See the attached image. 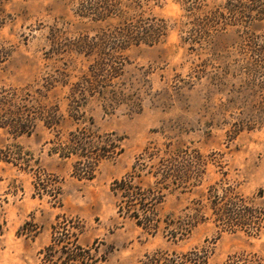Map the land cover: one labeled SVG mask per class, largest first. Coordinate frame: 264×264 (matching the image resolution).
Returning a JSON list of instances; mask_svg holds the SVG:
<instances>
[{
    "label": "rangeland",
    "instance_id": "1",
    "mask_svg": "<svg viewBox=\"0 0 264 264\" xmlns=\"http://www.w3.org/2000/svg\"><path fill=\"white\" fill-rule=\"evenodd\" d=\"M230 1L144 0L166 34L122 50L116 14L92 20L77 0L0 3L1 117L17 112L23 131L0 127V264H39L62 227L94 264H224L241 251L264 264V224L223 229L212 203L229 190L255 215L264 207V59L253 49L264 20L197 25ZM173 159L193 165L186 182ZM129 173L136 204L155 200L150 227L120 211L113 182Z\"/></svg>",
    "mask_w": 264,
    "mask_h": 264
},
{
    "label": "trees",
    "instance_id": "2",
    "mask_svg": "<svg viewBox=\"0 0 264 264\" xmlns=\"http://www.w3.org/2000/svg\"><path fill=\"white\" fill-rule=\"evenodd\" d=\"M3 1L7 0H0V3ZM77 3L81 6V15L91 16L92 20L107 21L116 14L117 18L123 17L127 21L125 23L124 36L122 38L117 37L116 42L113 43L116 50H122L129 45H138L140 43L147 46L155 45L166 34V23H164L163 19L155 18V16H151V18L143 17L141 11L146 4L144 0H77ZM127 8H129V15L131 10H134L136 15L125 18L124 15ZM223 8L225 9L224 12V9L220 12L217 10H206L203 16L197 20V25L208 26L214 23L216 19L224 17H230L241 22L264 20V0H236V3L230 1V4L225 2ZM137 9H139L138 12L136 11ZM255 46L253 47L255 54L264 59V46L258 43ZM105 64L101 62L98 67L102 68ZM1 110L0 127L7 126L10 130H13L11 131L13 135L23 132L18 121L20 115L16 112L14 113L15 119L11 118L9 122L6 119L3 121L1 116L4 115V111L2 112ZM3 159L6 160L4 155ZM173 160V163L171 160L168 161L171 163L172 170L181 172V175H175V178L183 176L182 179L184 178V182H186L193 165L187 161L186 164L181 165L178 159L177 161ZM90 176L91 174L88 175V177ZM133 176V173H129L113 182V189L118 190L121 197L125 198V206L119 205V208L122 211L123 207L126 212L131 213L130 216L135 218L137 224L143 227H150L153 224L151 222L153 219L146 215V211L155 200L145 197L139 199L137 201L138 204H136L135 200H137V197L134 195L136 193H134ZM212 203L216 220L223 229H240L248 235H255L264 224V207L255 215L256 211L246 203L243 197L235 193L233 195L229 190H225L221 194L216 193ZM137 209L143 212L142 216L138 214ZM61 230L53 231L50 242L40 252L42 256L39 264H94L90 247L84 248L79 245L76 241V236L73 235L71 237L66 228L62 227ZM101 260H105V258ZM224 264H262V261L256 253L241 251L231 254Z\"/></svg>",
    "mask_w": 264,
    "mask_h": 264
}]
</instances>
